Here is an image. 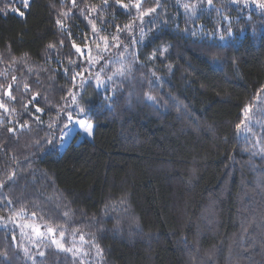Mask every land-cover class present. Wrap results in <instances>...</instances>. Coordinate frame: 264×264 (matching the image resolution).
Masks as SVG:
<instances>
[{
  "label": "trees",
  "instance_id": "16d2710c",
  "mask_svg": "<svg viewBox=\"0 0 264 264\" xmlns=\"http://www.w3.org/2000/svg\"><path fill=\"white\" fill-rule=\"evenodd\" d=\"M135 2L31 0L21 18L0 0V264H264V9ZM70 92L94 136L61 154ZM16 216L52 236L27 241Z\"/></svg>",
  "mask_w": 264,
  "mask_h": 264
},
{
  "label": "snow or ice",
  "instance_id": "6c2138e0",
  "mask_svg": "<svg viewBox=\"0 0 264 264\" xmlns=\"http://www.w3.org/2000/svg\"><path fill=\"white\" fill-rule=\"evenodd\" d=\"M103 2H104V4H107V3H108V0H103ZM115 2H116L117 5H120L123 9H128V7H129L128 4H123V3H122V0H115ZM239 2H240V0H233V3H239ZM12 3H18V4L20 5V7H12V8H11V11L16 12L21 18H23V17L25 16V12H24V11H21V8H22V9H29V8H30V4H31V0H12ZM72 3H73V5H75V0H72ZM207 3H208L209 5H211V4H212V0H207ZM252 3L256 4L259 8L264 9V0H252ZM133 6H134L136 9L139 10L140 7H141V3L139 2V0H137V2H135ZM184 7L187 9V8L190 7V5L185 4ZM191 7L193 8V13H194V11H195L194 6H191ZM92 11H96V9H95V8H92ZM154 11H155L154 8H150V9H148L146 12H143L142 15H141V23L143 22V20H142V16H143V15H149L151 12H154ZM0 12H4V14H7V13L4 11V9H0ZM63 15L66 16L67 13H63ZM56 22H57L58 25H61V28H63V21H62V20L58 19ZM125 27L128 28L129 30H131V25H126ZM92 30H93V32L96 31V26H95L94 23H93V26H92ZM101 39H104L105 41L107 40L106 37H101ZM114 39H115V37H114ZM60 43H63V41H60ZM73 46L76 47V51H77V52H80V53L83 55L82 49L79 48V47H77V46L75 45L74 42H73ZM49 47L52 48V47H55V45H51V44H50ZM97 47H99V45H97ZM163 51H167V49L165 48V49H163ZM154 55H155V54H154ZM88 58H89V60H90V62H91L92 64H95V63L98 62L96 59H94V58L91 57V53H90V51H89V57H88ZM65 71H67V70H65ZM114 74L124 75V69H122V68H121V69H117V72L114 73ZM77 75H81V74L78 73ZM73 79H75V77H73ZM109 79H111V77H109ZM13 80H15V77H13ZM97 86H100V85L98 84ZM0 87H2V86H0ZM25 88L27 89V88H28V85H25ZM8 89H9V91H8L7 94L10 96L11 99H15V97L11 95V91H10V89H11V85H8ZM69 95L72 97V103H73V104H76L77 108L79 109V112H80V113H84L85 116H87V109H86L84 106H82V105L80 104V102L77 100L76 94L73 93V92H70ZM37 96H39V93H36V94L32 97V100H35ZM149 99H155V98L149 96ZM29 103H31V101H29ZM24 107H25V109H26V108H27V105H25ZM0 108H5V110L7 111V108L5 107V105L3 104V102H0ZM62 110H63V109H62ZM249 110H250V106H249L248 109H246V111H249ZM12 111H15V109H12ZM35 111H36V112H42L43 109H41V108H39V107H36V108H35ZM67 116H68V119H69V120H72V119H73V115H72L71 112L67 113ZM36 119L38 120L39 117L37 116ZM76 123H77L81 128H83L84 131H85L86 133H88L89 135L92 134L93 124L90 123L88 119H79V118H77V119H76ZM24 126H25V125H21V127H24ZM49 127H51V125H49ZM238 127H239V126H238ZM9 131H10V132H14L15 129L10 128ZM15 175H16V173L13 171V172L7 177V179H12V178L15 177ZM0 187H3V181H0ZM9 203H10V201H9ZM33 215H35V214H33ZM0 219H3V217H0ZM34 231L36 232V234H37L38 236L41 234L38 228L34 229ZM53 231H54V230H53L52 228H48V232L51 233V232H53ZM60 235H61V237H63L64 233L61 232ZM81 239L83 240V237H81ZM53 243H56V244H57V247L60 248V249H62V250L69 251V252L72 251L71 248H64L63 244H61V243L58 242V241H53ZM96 247H97V254H98V255L101 254L102 250L99 249V246H98V245H97ZM40 255H44V253H40Z\"/></svg>",
  "mask_w": 264,
  "mask_h": 264
},
{
  "label": "rangeland",
  "instance_id": "374dc122",
  "mask_svg": "<svg viewBox=\"0 0 264 264\" xmlns=\"http://www.w3.org/2000/svg\"><path fill=\"white\" fill-rule=\"evenodd\" d=\"M76 112V111H74ZM88 119L87 116H85L84 113H80L79 110H77L76 115L73 116L72 120L68 119V127L67 130L63 136V139L59 145V152L62 154L64 152V150L74 141L76 144H80L81 142L88 140V141H93V136H94V124H93V130H92V134L89 135L88 133H86L84 131L83 128H81L77 123H76V119ZM260 128V132H264V123L262 125L259 126ZM259 140H262V138L258 137ZM7 228H10L12 230H16L17 232H19V234L24 237L27 241L28 240H38V239H43L45 237H51L52 235L50 234V232L44 230L41 228V226L35 222L32 219H26L23 217H19L16 216L14 218L11 219H7L5 222ZM38 228L40 231V235L38 236L36 234V232L34 231V229Z\"/></svg>",
  "mask_w": 264,
  "mask_h": 264
}]
</instances>
